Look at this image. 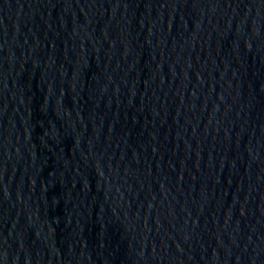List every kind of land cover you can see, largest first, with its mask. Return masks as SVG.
Wrapping results in <instances>:
<instances>
[{"label": "water", "instance_id": "water-1", "mask_svg": "<svg viewBox=\"0 0 264 264\" xmlns=\"http://www.w3.org/2000/svg\"><path fill=\"white\" fill-rule=\"evenodd\" d=\"M264 0H0V264H259Z\"/></svg>", "mask_w": 264, "mask_h": 264}]
</instances>
